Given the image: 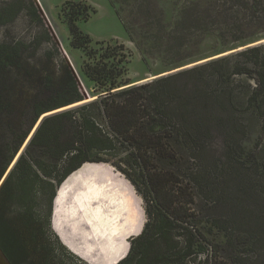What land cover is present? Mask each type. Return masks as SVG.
I'll return each mask as SVG.
<instances>
[{"label": "trees", "instance_id": "16d2710c", "mask_svg": "<svg viewBox=\"0 0 264 264\" xmlns=\"http://www.w3.org/2000/svg\"><path fill=\"white\" fill-rule=\"evenodd\" d=\"M23 10L38 18L33 4L14 0L0 8V26ZM61 11L70 45L93 60L81 73L93 83L96 95L85 99L71 71L57 85L46 75L47 94L35 96L20 115L23 124L30 110V125L13 140L10 130L0 128L1 179L40 116L78 104L41 120L0 187V251L5 259L9 264H65L66 260L85 264L49 231L52 202L57 188L81 165L109 162L141 194L147 214L142 232L132 238L128 254L117 264H187L198 255L205 256L206 264H248L245 256L258 244L264 246V150L237 143L238 126L245 132L233 106L242 104L264 126V46L238 53L252 69L234 68L230 75L254 76L256 83L242 101L231 89H211V80L197 75L208 66L221 65V60L133 85L125 79L128 55L124 47L119 46L120 53L101 54L97 59L89 35L79 29L77 23L87 22L95 10L82 2L66 1ZM122 12L116 11L119 18ZM134 24L125 26L129 37L136 32ZM173 28L245 42L264 33V0H188ZM44 31L32 41L33 49L45 41L57 51ZM27 48L21 41L1 43L0 75L18 67ZM189 79L195 82L193 86ZM207 135H219L218 144H201ZM213 144L222 151L221 159L214 162L215 175L194 171L191 160L195 161L196 145L208 149ZM213 192H220L217 199ZM201 194L204 201L215 202L212 207L219 202L234 213L223 222L222 239L205 245L194 240L196 235L204 238L193 213ZM176 237L183 238L184 244Z\"/></svg>", "mask_w": 264, "mask_h": 264}, {"label": "rangeland", "instance_id": "374dc122", "mask_svg": "<svg viewBox=\"0 0 264 264\" xmlns=\"http://www.w3.org/2000/svg\"><path fill=\"white\" fill-rule=\"evenodd\" d=\"M66 1L82 2L95 10L87 22L77 23L79 29L89 35L90 48L97 59L101 54L110 56L113 53H120L119 46L124 47V52L128 55V62L124 65L127 69L125 79L133 85H142L221 60V65L208 66L197 73L199 78L203 76L202 79L211 80L209 83L211 89L215 91L231 89L233 95L242 101L249 95V90L256 86L254 76L247 78L246 75L231 76L230 73L234 68L252 69L251 65H245V57L239 56L238 53L247 47L264 46V33L255 35L248 41L237 43L229 38L224 40L215 35H201L200 31L178 32L173 28L174 23L178 11L188 0H21L25 6L33 4L36 7L38 18H33L23 10L12 22L0 26V44L21 41L29 47L24 50L17 64L18 67H13L5 75H0V128L10 130L11 140L17 132H22L30 125L32 116L30 110L23 124L20 123V115L24 107L35 96L47 94L43 82L46 75L51 76L53 83L57 85L66 76L67 71H71L85 99L96 95L92 93L93 83L87 81L81 73L85 64H93V60H89L82 49L70 45L71 37L61 11ZM13 2L14 0H0V8ZM118 10L124 11L120 13V18L116 14ZM130 12L132 14L129 15ZM127 16L130 18H126ZM123 21L127 27L129 22L132 25L135 23L133 29H136V32L132 37H129L125 31ZM44 29L50 34L57 51L52 44L45 41H41L39 46L33 49L32 41H35V37L44 35ZM219 54L223 57L209 59ZM217 73V77L220 75L219 78L215 76ZM186 81L191 86L195 83L191 79ZM74 104L40 116L33 128L36 129L41 122L40 118L78 105ZM245 108L240 103L233 106L235 115L244 124L245 132L243 134L242 128L238 126L239 132L235 131V140L237 143H243L248 149L258 147L263 151L264 126L251 110ZM219 135L224 138L223 133ZM219 135L202 136L201 144L209 142L218 144L216 137ZM192 152L195 154V161L191 160L194 162V171L202 173L208 170L215 175L214 162L222 156L219 146L213 144L208 149H200L196 145ZM262 156L264 157V153ZM213 186L211 188L214 191L216 187ZM88 194L94 196L90 200L91 203L97 202L99 198L96 197L97 195L106 197L107 202L112 206L108 208L109 212L96 210L93 214L95 220L91 222L84 220L81 211H78L75 217L72 213V204L82 201ZM219 195L220 192H213L215 199ZM214 203L204 201L202 194L199 197L195 207L196 212L193 213L197 217L195 225L204 238L201 239L196 235L194 240L197 245H205L207 241L212 243L220 241L223 222L233 217L232 209L225 208L219 202L212 207ZM13 209L10 208L11 211H14ZM111 212L116 214H110ZM11 214L17 215L14 212ZM99 219H103L104 223L108 221L107 219L116 221L117 232L93 234V227H101L99 224L102 220ZM146 221V204L135 186L113 164L101 162L84 164L62 185L56 199L53 225L63 242L85 259L82 260L85 264H114L127 254L130 248V239L127 238L139 233ZM231 225L236 227L234 224ZM49 231L54 234L51 225ZM176 238L184 244L183 238ZM245 257L248 264H264V246L258 244ZM76 263L69 260L65 262V264ZM0 264H9L1 252ZM187 264H206L205 256L198 255L195 260L188 261Z\"/></svg>", "mask_w": 264, "mask_h": 264}, {"label": "bare ground", "instance_id": "6f19581e", "mask_svg": "<svg viewBox=\"0 0 264 264\" xmlns=\"http://www.w3.org/2000/svg\"><path fill=\"white\" fill-rule=\"evenodd\" d=\"M43 118V117H42ZM41 121V120H40ZM38 124V123H37ZM39 125V124H38ZM36 127V126H35ZM38 127V126H37ZM36 127V128H37ZM35 129V128H34ZM36 130V129H35ZM34 133V131H32ZM32 133V134H33ZM31 136V135H30ZM30 139V137L26 140V142L28 143V140ZM24 144V146L22 148H25L26 143ZM21 148V149H22ZM21 151V150H20ZM19 155V154H18ZM17 155V157H18ZM16 157V158H17ZM71 177V176H70ZM69 177V178H70ZM68 178V179H69ZM67 179V180H68ZM66 183V182H65ZM59 195V194H58ZM93 195L88 194L86 195L82 201H78L77 203L72 204V213H73V217H75L78 214V211H81V216L83 217L82 214H84V220H86L87 222H91L93 220H95V216L93 215L94 212L96 210H103V211H108V208H112V206L110 205V203L107 202V198L106 197H101V196H97L99 197L97 202H93L91 203L90 200L93 199ZM57 199V198H56ZM107 205V206H106ZM109 212V211H108ZM110 214H116L115 212H111ZM102 220L100 221L101 224H99V226L101 225V227L95 226L92 229L93 234L95 235H99L101 233H116L117 232V225L116 221H114L113 219H107L108 221L106 223H104L103 219H99ZM109 230V231H108ZM108 231V232H107ZM106 236V235H105ZM109 239L111 241V236H109Z\"/></svg>", "mask_w": 264, "mask_h": 264}, {"label": "water", "instance_id": "95a60500", "mask_svg": "<svg viewBox=\"0 0 264 264\" xmlns=\"http://www.w3.org/2000/svg\"><path fill=\"white\" fill-rule=\"evenodd\" d=\"M87 99V98H86ZM42 118H40V120H41ZM39 120V121H40ZM38 121V122H39ZM35 125V124H34ZM34 127V126H33ZM31 128V131L29 132V135H28V137L26 138V140L30 137V135L32 134V131L34 130V128ZM33 135V134H32ZM32 135H31V137H32ZM30 137V138H31ZM30 140V139H29ZM21 149V148H20ZM24 150V149H23ZM23 150L21 151V153L23 152ZM19 153V152H18ZM20 153V154H21ZM18 155V154H17ZM17 155L15 156V158L17 157ZM20 156V155H19ZM18 156V157H19ZM14 158V159H15ZM84 164H86V163H84ZM83 164V165H84ZM90 164H93V163H90ZM96 164H98V163H96ZM103 164H105V163H103ZM83 165H81V167L83 166ZM80 167V168H81ZM80 168H78L77 170H79ZM114 170H116L115 168H113ZM77 170H75L74 172H72L69 176H71L73 173H75ZM8 174V173H7ZM69 176L62 182V184L57 188V191H56V195H55V197H54V200H53V202H52V211H51V221H50V223H51V229H52V231L54 232V234L58 237V239L60 240V242L65 246V247H67L68 248V250L70 251V252H72L75 256H77L79 259H81V260H85V259H83V257H81L80 255H78L77 253H75L68 245H66L64 242H63V240L61 239V237H60V235H59V233L55 230V228H54V225H53V219H54V215H55V209H56V198H57V196H58V194H59V191H60V189H61V187H62V185L65 183V181L69 178ZM2 183H3V181H2ZM1 183V184H2ZM1 184H0V186H1ZM143 227H144V225H143ZM143 227H142V229H143ZM142 229H141V231L139 232V233H137V234H135V235H131V236H129L127 239H130L129 241H131L132 240V238H134V237H136V236H138L141 232H142ZM129 251V250H128ZM1 252V251H0ZM127 254H128V252H127ZM126 254V255H127ZM126 255L124 256V257H122V258H120L118 261H116L114 264H117L118 262H120L123 258H125L126 257Z\"/></svg>", "mask_w": 264, "mask_h": 264}, {"label": "flooded vegetation", "instance_id": "af4514ba", "mask_svg": "<svg viewBox=\"0 0 264 264\" xmlns=\"http://www.w3.org/2000/svg\"><path fill=\"white\" fill-rule=\"evenodd\" d=\"M25 142H26V140H25ZM25 142H24V144H25ZM24 144H23V145H24ZM23 145H22V147H23ZM22 147H21V148H22ZM20 150H21V149H19L18 152H20ZM18 152L16 153V155L19 154ZM20 153H21V152H20ZM16 155H15V156H16ZM19 155H20V154H19ZM15 156H14V158H15ZM14 158H13V160L11 161V163L9 164V166H8L7 170L5 171V173L3 174V176L1 177V179H0V184L2 183V181H3V183H4L6 177L8 176V174H9V172H10V171L8 172L9 167L12 166V167H11V169H12L13 166H14V164L16 163V161H17V159H18L19 157H17V159L15 158L16 161H15ZM14 161H15V162H14ZM13 162H14V163H13ZM12 163H13V165H12ZM11 169H10V170H11ZM7 173H8V174H7ZM6 174H7V175H6ZM3 183H2V184H3ZM2 184H1V186H2ZM1 186H0V187H1Z\"/></svg>", "mask_w": 264, "mask_h": 264}]
</instances>
